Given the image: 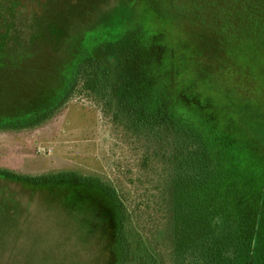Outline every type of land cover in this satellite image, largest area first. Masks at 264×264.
<instances>
[{"label": "rangeland", "instance_id": "rangeland-1", "mask_svg": "<svg viewBox=\"0 0 264 264\" xmlns=\"http://www.w3.org/2000/svg\"><path fill=\"white\" fill-rule=\"evenodd\" d=\"M176 7L177 0H0V264H110L116 223L113 263L126 262L129 204L111 173L121 151L99 112L69 86L78 64L77 76L98 67L122 115L150 92L165 103L173 89L185 90L187 105L264 187V124L236 123L234 109L199 84L204 73L217 76L221 55L238 57L228 37L264 34L180 23ZM227 94L234 106L253 101L247 91ZM256 100L263 114L262 92Z\"/></svg>", "mask_w": 264, "mask_h": 264}, {"label": "trees", "instance_id": "trees-1", "mask_svg": "<svg viewBox=\"0 0 264 264\" xmlns=\"http://www.w3.org/2000/svg\"><path fill=\"white\" fill-rule=\"evenodd\" d=\"M176 9L180 23L264 28V0H177ZM79 68L69 86L99 112L121 151L111 173L129 204L125 264H264V187L185 94L173 89L161 103L162 95L150 92L122 115L107 100L98 67L77 76ZM116 226L106 247L110 264Z\"/></svg>", "mask_w": 264, "mask_h": 264}, {"label": "crops", "instance_id": "crops-1", "mask_svg": "<svg viewBox=\"0 0 264 264\" xmlns=\"http://www.w3.org/2000/svg\"><path fill=\"white\" fill-rule=\"evenodd\" d=\"M221 28H232L233 30H240L243 32H261L264 34V28H244L237 26ZM227 41L236 45L235 48L238 50V57L229 61L225 56L221 55L220 58H224V60H220L218 64L216 70L217 76L204 73L205 76L200 80L199 84L208 88L210 91V97H215L214 100L223 102L231 109L233 108L236 112L239 111L242 113L240 116H235L233 110L230 111V114L236 123H247L250 125L264 124V113H260V102H257L256 100L257 94L262 92V101H264V36L251 37L250 35H246L237 37L232 34L227 38ZM204 66L207 68L205 63ZM247 66L257 68L258 71L256 73H249ZM237 91H247L249 95H251L249 96L250 98L253 96V101L250 99L251 105H249V102L246 104L239 102L234 106V102L237 101H234L232 98L230 100V96L227 93H235ZM184 94L187 95L185 90ZM190 99L192 98L190 97ZM250 110H254L256 113L252 114Z\"/></svg>", "mask_w": 264, "mask_h": 264}, {"label": "water", "instance_id": "water-1", "mask_svg": "<svg viewBox=\"0 0 264 264\" xmlns=\"http://www.w3.org/2000/svg\"><path fill=\"white\" fill-rule=\"evenodd\" d=\"M183 23H189V22H185V21H184Z\"/></svg>", "mask_w": 264, "mask_h": 264}]
</instances>
